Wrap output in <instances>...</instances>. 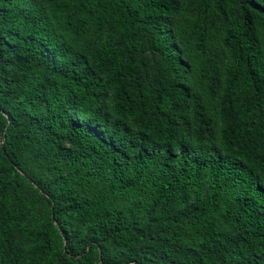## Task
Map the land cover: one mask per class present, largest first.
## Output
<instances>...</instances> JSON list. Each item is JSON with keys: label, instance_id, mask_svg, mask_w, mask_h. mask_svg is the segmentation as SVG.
<instances>
[{"label": "trees", "instance_id": "16d2710c", "mask_svg": "<svg viewBox=\"0 0 264 264\" xmlns=\"http://www.w3.org/2000/svg\"><path fill=\"white\" fill-rule=\"evenodd\" d=\"M0 264H264V0H0Z\"/></svg>", "mask_w": 264, "mask_h": 264}, {"label": "rangeland", "instance_id": "374dc122", "mask_svg": "<svg viewBox=\"0 0 264 264\" xmlns=\"http://www.w3.org/2000/svg\"><path fill=\"white\" fill-rule=\"evenodd\" d=\"M149 55H147V57H148Z\"/></svg>", "mask_w": 264, "mask_h": 264}]
</instances>
